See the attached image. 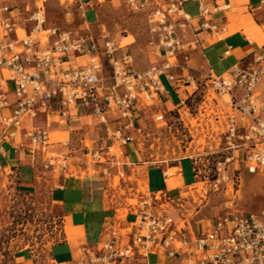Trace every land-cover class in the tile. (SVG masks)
<instances>
[{
    "label": "built area",
    "instance_id": "obj_1",
    "mask_svg": "<svg viewBox=\"0 0 264 264\" xmlns=\"http://www.w3.org/2000/svg\"><path fill=\"white\" fill-rule=\"evenodd\" d=\"M188 2L197 5L195 16L184 11ZM126 5L144 14L149 45L162 59L143 71H135L132 56L104 36L48 26L42 4L24 12L0 8V110L10 109L8 115H0V155L2 145L10 142L14 155L23 154L26 166L39 175L98 176L107 191H113L116 178L119 187L127 182L123 171L112 174L113 168L121 167L119 147L134 143L139 152L144 150L149 132L141 120L152 113L154 125L166 126V115L173 111L158 109L160 97L166 95L161 78L193 95L195 72L202 103L209 90L228 97L227 110L213 118L221 128L218 145L206 154L209 159L215 156V186L224 183L229 171L233 182L239 164L248 174L264 175V102L255 93L264 77V54H254L221 76L191 66L192 53L202 47L199 34L211 41L226 34L221 22L229 9L227 0H126ZM181 101L174 109L183 123ZM79 112L100 127L99 141L107 140L108 147L84 143L80 129L73 130L74 136L53 139L55 129L67 126ZM188 158L197 179L200 155ZM149 159L156 166L165 163ZM72 166L83 169L79 173ZM7 170L6 176H13ZM0 172H6L1 165ZM170 203L167 191L140 195L137 204L124 205L122 217L117 213L115 221H104L102 241L79 245L71 262L55 263L46 253L50 245L44 259L31 255L30 264H148L149 256L157 264H264V205L257 212L229 211L195 233L189 223H179L167 211Z\"/></svg>",
    "mask_w": 264,
    "mask_h": 264
},
{
    "label": "rangeland",
    "instance_id": "obj_2",
    "mask_svg": "<svg viewBox=\"0 0 264 264\" xmlns=\"http://www.w3.org/2000/svg\"><path fill=\"white\" fill-rule=\"evenodd\" d=\"M41 4L46 12L48 26L87 30L95 37L104 36L106 40L123 47L124 51L132 56L135 71H143L162 62L153 46L149 45L144 14L131 12L126 0H0V8L8 6L19 8L22 12L27 9L34 10L35 5ZM184 11L190 16H195L197 5L192 2L185 3ZM195 79L197 91L190 98H185L184 88L181 91L180 98L184 100V108L180 111L183 123L177 120L176 109L170 106L173 111L166 115V126L164 123L154 125L150 120L152 113L148 117L146 115L140 124L149 132L144 148V152L150 157L149 160L165 161L161 164L163 166L171 164V167L167 166L165 175L172 203L166 204L165 208L176 221L181 223V220H185L197 233L229 211L242 213L259 211L264 205V175L248 174L239 164L233 182L229 178L232 172L229 171L224 176V183L215 186L213 183L217 178L214 171L215 156L209 159L206 154L218 145L216 136L221 128L216 127L213 118L214 114L227 110L225 103L228 98L218 96L209 90L207 101L202 103L200 78L195 76ZM161 82L170 98L177 102L174 91L164 77L161 78ZM187 90L190 93L193 88ZM9 113L8 110L3 114ZM78 129L81 130L84 143L91 145L99 142L100 127L94 120L86 118ZM73 130L75 129L68 123L67 126H60L59 130L55 129V134L66 138L68 133L72 136L76 134ZM126 149L133 158L135 152L132 147L129 145ZM197 154L200 155L198 162L200 176L194 179L191 162L178 161L183 157H194ZM8 161L9 158L0 156L1 164ZM6 173L8 170L0 174V264H14V256L21 250L33 252L30 255L44 259L47 248L63 238V231L66 238H69V234L72 237L83 235L81 228H73L70 221L68 224L58 207L51 202V189L44 179L57 178L58 174L46 173L44 178L39 179L34 193L23 195L11 183L12 180ZM30 174L31 171L26 168L19 172V190L22 193L26 192L29 185ZM79 178H84V175H80ZM157 181L158 174L152 172V188L157 187ZM192 181L194 185L186 188L182 186L183 183ZM118 183L116 178L114 190L107 191L108 200H111L108 207L118 209L117 213L122 217L126 203L137 204L140 195H148L149 192L142 174L137 181L127 180L125 184H120V187L117 186ZM68 226L70 229L67 232ZM90 237L92 241L93 236ZM61 252L62 250L54 252L58 262L67 259ZM21 261L22 256L16 257V262ZM148 263L157 264V259L149 256Z\"/></svg>",
    "mask_w": 264,
    "mask_h": 264
},
{
    "label": "crops",
    "instance_id": "obj_3",
    "mask_svg": "<svg viewBox=\"0 0 264 264\" xmlns=\"http://www.w3.org/2000/svg\"><path fill=\"white\" fill-rule=\"evenodd\" d=\"M227 3L229 4V9L225 12V19L221 22L227 31L223 39L211 41L208 40L206 34L201 33L198 37L203 40L202 47L191 55V66L193 68L196 70L203 69V71L210 72L214 76H221L234 65L245 64L258 52L264 54V0H227ZM188 39H192V35H189ZM197 74L195 72L192 73L194 78L195 76H199ZM169 86L174 91L177 102H174L170 98L167 90L164 88L166 95L160 97V104L158 105V109L161 111L168 112L171 110L170 106L173 108L178 107L180 102H182L180 97L183 87L176 90L171 84ZM255 93L264 102V77L256 85ZM184 94L187 99L192 96ZM8 110L10 112V109L0 110V115ZM85 119V114L79 112L77 116L69 121V124L72 129H78ZM12 145L13 143L10 142L2 145L3 153L0 156L2 158H9V161L5 164H1L0 162V165L5 170L10 169L12 171L13 176L10 177L11 183L16 186L19 193L31 195L36 191L39 179L44 178L46 173L39 175L34 169L27 167L24 155H14ZM109 145L110 142L107 140L94 142L95 147L104 148ZM129 145L135 152L133 158L124 152ZM119 150L121 152L119 157L121 167L112 169L113 176L116 177L117 172L123 171L126 180L134 179L137 181L140 174H142L149 193L158 191L169 192L167 179H163L162 173L165 172L168 165L171 167V164L164 166L151 164L148 161L147 152H144V150L139 152L134 143L122 145L119 147ZM184 160L191 162L188 157H183L178 162ZM24 168L29 169L31 174L26 192L22 193L19 190V172ZM71 169L80 173L83 168L72 166ZM152 172L158 174L156 188H152ZM44 181L47 182V186L51 189V202L58 207L68 224L70 221L73 228H81L83 233L82 236L78 237H72L67 233L69 238L63 236L62 239L53 243L46 252L53 258L55 263H69L77 256L79 245L86 244L92 246L103 240L105 232L104 221L107 219L115 221L118 209L108 207V202H111V200H108L107 186L102 178L98 176L67 178L58 175L57 178H46ZM98 181L101 183L100 185ZM192 185H194V181L187 184L183 183L182 186L186 188ZM116 224L118 225L119 223ZM91 235L93 236L92 241L90 240ZM55 250H62L61 255L67 256V259L62 262L56 261ZM30 254V252H24L23 250L17 252L14 256V264H30L32 257ZM18 256L23 257V261L20 263L16 262V257Z\"/></svg>",
    "mask_w": 264,
    "mask_h": 264
},
{
    "label": "bare ground",
    "instance_id": "obj_4",
    "mask_svg": "<svg viewBox=\"0 0 264 264\" xmlns=\"http://www.w3.org/2000/svg\"><path fill=\"white\" fill-rule=\"evenodd\" d=\"M228 17V16H227ZM19 35L20 36H23L24 35V33L22 32V31H19ZM224 97V96H223ZM227 97V96H226ZM228 98V97H227ZM60 138H62V136H60L58 133L57 134H55L54 136H53V139L54 140H59ZM171 183V182H170ZM169 187V186H168ZM172 188V187H171Z\"/></svg>",
    "mask_w": 264,
    "mask_h": 264
},
{
    "label": "trees",
    "instance_id": "obj_5",
    "mask_svg": "<svg viewBox=\"0 0 264 264\" xmlns=\"http://www.w3.org/2000/svg\"><path fill=\"white\" fill-rule=\"evenodd\" d=\"M124 152H125L126 155H129L128 152H127V149H125ZM69 229H70V228H69V226H68V228H67V232H68ZM69 235H70V234H69ZM70 236H72V235H70Z\"/></svg>",
    "mask_w": 264,
    "mask_h": 264
}]
</instances>
